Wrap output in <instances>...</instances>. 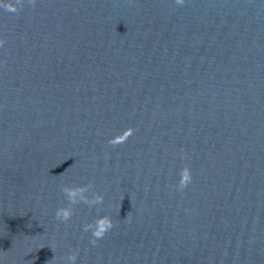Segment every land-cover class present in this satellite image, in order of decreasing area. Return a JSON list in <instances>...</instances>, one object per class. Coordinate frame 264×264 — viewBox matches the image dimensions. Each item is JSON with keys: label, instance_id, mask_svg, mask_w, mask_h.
Wrapping results in <instances>:
<instances>
[{"label": "water", "instance_id": "95a60500", "mask_svg": "<svg viewBox=\"0 0 264 264\" xmlns=\"http://www.w3.org/2000/svg\"><path fill=\"white\" fill-rule=\"evenodd\" d=\"M5 2L0 264H264V0Z\"/></svg>", "mask_w": 264, "mask_h": 264}, {"label": "clouds", "instance_id": "9594fccd", "mask_svg": "<svg viewBox=\"0 0 264 264\" xmlns=\"http://www.w3.org/2000/svg\"><path fill=\"white\" fill-rule=\"evenodd\" d=\"M29 2L34 6L35 0H29ZM178 4H183L184 0H176ZM3 7L12 13H19L23 7V0H6L3 4ZM5 44L4 39H0V47ZM135 129L129 127L125 129L122 133L115 135L109 140V143L112 145H117L123 143L127 140L129 136L134 133ZM180 179L178 182V187L180 189L186 188L188 184L192 181V172L189 164L185 163L180 170ZM92 188V183L89 182L85 185H64L62 192L65 194V197L68 201L67 205L58 207L55 211V218L62 222H67L73 215V205L84 202L88 205H99L103 202V195L99 193H94L91 197L85 195ZM130 218V217H129ZM114 226V221L108 215L99 216L92 222L86 223L83 225L84 231H92L91 243L95 245L100 238H102L112 227ZM77 252L73 251L70 255L67 256L68 264H75L77 259Z\"/></svg>", "mask_w": 264, "mask_h": 264}]
</instances>
